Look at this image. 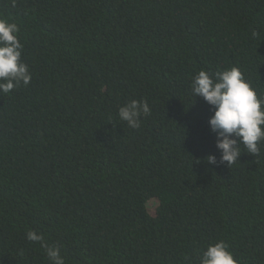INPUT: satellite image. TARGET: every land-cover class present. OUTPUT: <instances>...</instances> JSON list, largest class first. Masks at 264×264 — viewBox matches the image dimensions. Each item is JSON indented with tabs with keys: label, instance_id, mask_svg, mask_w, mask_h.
<instances>
[{
	"label": "trees",
	"instance_id": "obj_1",
	"mask_svg": "<svg viewBox=\"0 0 264 264\" xmlns=\"http://www.w3.org/2000/svg\"><path fill=\"white\" fill-rule=\"evenodd\" d=\"M0 17L32 73L0 96V264H49L29 230L65 264H199L220 240L264 264V142L219 163L191 89L235 66L264 98V0H0ZM132 99L139 129L118 117Z\"/></svg>",
	"mask_w": 264,
	"mask_h": 264
},
{
	"label": "clouds",
	"instance_id": "obj_2",
	"mask_svg": "<svg viewBox=\"0 0 264 264\" xmlns=\"http://www.w3.org/2000/svg\"><path fill=\"white\" fill-rule=\"evenodd\" d=\"M20 28L8 18L0 17V96L11 94L14 88L28 86L32 73L22 59L24 45L19 39ZM192 93L203 99L214 110L208 123L216 134V148L220 152L219 163L229 167L239 162L241 145L248 154L259 157L264 142V98L248 82L238 67H231L214 74L201 69L191 83ZM146 100L132 99L118 110L119 120L131 129H139L141 116L150 115ZM209 164H216L215 155L207 157ZM26 239L40 242L49 264H65L57 245L44 244L42 234L34 230L26 232ZM21 255L23 251L21 250ZM199 264H238L229 245L223 241L210 243L202 251Z\"/></svg>",
	"mask_w": 264,
	"mask_h": 264
}]
</instances>
